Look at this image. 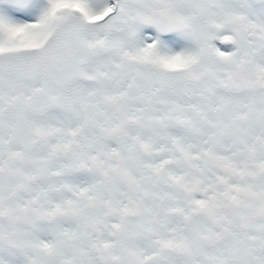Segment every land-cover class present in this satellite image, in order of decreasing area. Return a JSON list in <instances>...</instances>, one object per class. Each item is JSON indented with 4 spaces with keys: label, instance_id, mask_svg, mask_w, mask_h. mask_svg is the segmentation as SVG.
I'll use <instances>...</instances> for the list:
<instances>
[{
    "label": "snow or ice",
    "instance_id": "1",
    "mask_svg": "<svg viewBox=\"0 0 264 264\" xmlns=\"http://www.w3.org/2000/svg\"><path fill=\"white\" fill-rule=\"evenodd\" d=\"M0 264H264V0H0Z\"/></svg>",
    "mask_w": 264,
    "mask_h": 264
}]
</instances>
